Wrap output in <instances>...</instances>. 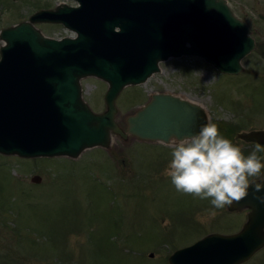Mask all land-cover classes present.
<instances>
[{"label": "rangeland", "instance_id": "374dc122", "mask_svg": "<svg viewBox=\"0 0 264 264\" xmlns=\"http://www.w3.org/2000/svg\"><path fill=\"white\" fill-rule=\"evenodd\" d=\"M64 3L77 4L0 0V33ZM228 3L256 41L240 73L220 72L196 56L160 62V71L145 83L130 84L119 94L115 120L124 131L128 117L154 94L170 93L201 104L207 124L236 127L231 142L245 156L254 151L255 143L237 133L264 130V0ZM35 26L49 37L75 36L59 23ZM4 44L0 37V48ZM82 88L95 113L106 111L108 83L86 77ZM177 143L113 134L109 148H89L74 159L0 154V264H169L174 250L210 233L238 232L247 211L216 209L210 199L175 189L166 170ZM260 157L264 163V152ZM34 175L41 177L39 183L32 181ZM260 178L264 169L249 182ZM245 264H264V247Z\"/></svg>", "mask_w": 264, "mask_h": 264}, {"label": "water", "instance_id": "95a60500", "mask_svg": "<svg viewBox=\"0 0 264 264\" xmlns=\"http://www.w3.org/2000/svg\"><path fill=\"white\" fill-rule=\"evenodd\" d=\"M75 1L80 5L40 10L0 33V154L74 159L89 148H109L113 134L162 143L196 135L207 114L193 100L156 93L128 117L127 132L115 120L116 100L169 58L196 56L220 72L238 74L256 47L248 23L227 0ZM37 22L63 24L76 36H46ZM86 77L108 83L106 111L95 113L85 101ZM237 137L264 145V130ZM31 179L41 181L39 175ZM248 192L227 206L250 210L240 231L210 233L176 249L169 264H241L263 248L264 203L257 197L264 196V178L251 180Z\"/></svg>", "mask_w": 264, "mask_h": 264}, {"label": "clouds", "instance_id": "9594fccd", "mask_svg": "<svg viewBox=\"0 0 264 264\" xmlns=\"http://www.w3.org/2000/svg\"><path fill=\"white\" fill-rule=\"evenodd\" d=\"M261 152L264 146L257 143L245 156L220 133L217 124L209 122L198 134L172 146L166 175L178 192L210 199L213 208L222 209L249 195V178L260 176L264 169L258 156ZM256 190H260L259 184ZM257 199L264 203V196Z\"/></svg>", "mask_w": 264, "mask_h": 264}, {"label": "trees", "instance_id": "16d2710c", "mask_svg": "<svg viewBox=\"0 0 264 264\" xmlns=\"http://www.w3.org/2000/svg\"><path fill=\"white\" fill-rule=\"evenodd\" d=\"M220 121H214L215 124L218 125V128H219V131L220 133L228 140L231 141L233 135L237 132V128L234 127L233 125L231 124H223L222 122ZM256 146V144H255ZM255 146H254V149H255ZM247 155H249L248 153L249 152H245ZM262 155V152L261 153H258V156H261Z\"/></svg>", "mask_w": 264, "mask_h": 264}, {"label": "flooded vegetation", "instance_id": "af4514ba", "mask_svg": "<svg viewBox=\"0 0 264 264\" xmlns=\"http://www.w3.org/2000/svg\"><path fill=\"white\" fill-rule=\"evenodd\" d=\"M256 144V143H255ZM243 210H245V211H247V218H248V216H249V209H243ZM240 211H242V210H236V211H229V212H240ZM247 262V261H246ZM246 262H244V263H242V264H245Z\"/></svg>", "mask_w": 264, "mask_h": 264}]
</instances>
